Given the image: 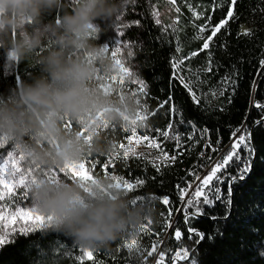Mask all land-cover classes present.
I'll return each mask as SVG.
<instances>
[{"label": "trees", "instance_id": "1", "mask_svg": "<svg viewBox=\"0 0 264 264\" xmlns=\"http://www.w3.org/2000/svg\"><path fill=\"white\" fill-rule=\"evenodd\" d=\"M174 2L179 10L177 22L165 29L156 23L148 0H125L137 11V17L128 16L137 24L126 30V36L132 40V58L143 88L114 82L115 62L105 54L111 69L98 70L94 85L111 98L119 118L102 119L103 113H97L101 125L96 134L112 143L114 150L107 157L89 154L81 161L93 178L134 186L140 181L142 186L128 195L136 202L151 204L152 217L135 235H125L108 247L93 250L91 258L82 251L84 248L50 225L15 234L9 238L11 242L0 246V264H154L156 248H161L166 264H172L176 253L184 249H188L190 259L178 258L182 261L178 264H264V121L254 130L257 160L253 171L248 177L249 170L247 180L233 186L231 206L201 203L203 215L190 220V226L205 235L199 243L196 236L188 238L184 224L185 209L192 213L195 208L186 204L181 210L176 194L213 151L230 143L235 130L264 118V108L253 104L254 98L264 104V0H236L234 6L231 0ZM76 3L65 0V8L70 10ZM230 7L233 18L227 28L213 37L209 49H203L212 29L227 19ZM193 11L200 12L201 17L196 19ZM55 18L59 19V13ZM243 26L250 31L242 34ZM43 51L41 48L36 57ZM173 64H179L180 70ZM39 74L35 57L11 72L0 61V92L6 93L21 81L31 82ZM69 123L74 130L73 122ZM164 131L167 137L161 135ZM79 133L90 139L87 129L79 127ZM134 135L159 141L170 159L160 162L117 154L116 150L122 151ZM178 143L185 145L176 147ZM164 198L168 205L162 203ZM177 228L182 231L180 240L174 237ZM133 242L142 248L140 252L128 251Z\"/></svg>", "mask_w": 264, "mask_h": 264}, {"label": "clouds", "instance_id": "2", "mask_svg": "<svg viewBox=\"0 0 264 264\" xmlns=\"http://www.w3.org/2000/svg\"><path fill=\"white\" fill-rule=\"evenodd\" d=\"M126 8L125 0H77L70 10L65 0H0V61L12 70L35 57L40 67L31 82L0 92V138L35 171L28 189L36 211L51 218L55 232L88 250L135 235L154 212L148 202L133 203L110 178L82 185L42 175L78 165L89 154H112V143L96 134V115L118 119L116 105L94 85L98 70L110 71L111 63L89 37ZM69 120L74 130L65 127Z\"/></svg>", "mask_w": 264, "mask_h": 264}, {"label": "rangeland", "instance_id": "3", "mask_svg": "<svg viewBox=\"0 0 264 264\" xmlns=\"http://www.w3.org/2000/svg\"><path fill=\"white\" fill-rule=\"evenodd\" d=\"M148 2L150 7L152 8L153 17L155 21L158 20L160 22L159 25L163 26L165 29H168L176 25L179 10L174 0H148ZM193 14L195 15L196 19L201 17L200 12L198 13L196 11H193ZM133 15L137 17V11L135 10L134 7H129V3H127V8L123 13L116 16L110 22L103 23L105 27L103 28L101 27V30L99 32L90 35L89 43L98 49H102L105 54L111 55V58L115 62V68H116V75L114 77V82H118V83L129 82V83L137 84L139 87H141V85H143V82L139 78L137 65L135 64L132 58L133 56L131 49L132 40L129 39L128 36H126V30L127 31L132 30V28L137 24L135 21L129 20L128 16H133ZM240 29L242 34L248 33L250 31L248 27L246 28L244 26L240 27ZM117 49H119V51H117ZM75 54L79 55L80 53L77 52ZM84 55H85V59L89 58L87 53H85ZM179 67L181 66L177 64L175 70L179 71L180 70ZM8 71L11 72V70L9 69ZM253 104L259 107L264 105L258 102L256 103L253 102ZM65 127L71 130L69 121L66 122ZM237 139H239V136ZM155 144H159L160 147H154ZM251 144H252V140H251ZM9 151L10 149L8 148L7 145H5L3 150V155L0 158V177L4 176L3 165L4 162L7 160V153ZM116 151L117 154L119 155L135 154L137 156H143L153 161H160V162L166 161L164 158L165 149L162 143L147 136L134 135L130 138L129 144L126 147H124L122 151L118 149ZM169 159L170 157L167 156V160ZM214 163L216 164L219 162L215 161ZM21 164H22V170L26 173L29 167H27L25 161L21 162ZM45 173H48V171L44 170L42 175H44ZM85 173L89 175L86 169H85ZM33 174L35 175V171L33 172ZM51 175H59V173L56 169H53ZM44 176L47 177L46 175ZM0 190H2V187H0ZM15 193L18 194V197L12 196L10 198L6 194L5 199L0 200V215L5 217V219H0V235H7L8 239L15 234L29 233L31 231L44 228L43 226H41L39 222L34 221L32 216H29L28 218H24L18 214L21 210L23 212H30V210L34 207V205L32 203L30 196L27 198L23 196L22 189L19 188L16 189ZM186 204L187 203H185V207ZM14 213L17 214L15 217V221H13L12 219ZM160 249L156 248L154 250V254H155L154 264H166L165 257ZM175 258L177 259L179 257L175 256ZM172 262H174L175 264L177 260Z\"/></svg>", "mask_w": 264, "mask_h": 264}, {"label": "snow or ice", "instance_id": "4", "mask_svg": "<svg viewBox=\"0 0 264 264\" xmlns=\"http://www.w3.org/2000/svg\"><path fill=\"white\" fill-rule=\"evenodd\" d=\"M232 5L234 6L236 4V0H231ZM233 18V8L230 7L229 11L227 13V19H222L218 25H216L212 29V33L210 36L207 37L206 42L203 44V49H209L210 42L212 41L213 37L217 35L221 31V29H226L228 26V22L230 19ZM157 24L160 22L157 20ZM119 51V49H117ZM193 55H196V53H193ZM182 63V61H181ZM264 63V62H262ZM173 67H177V64H173ZM208 71H211L209 68ZM182 79V78H181ZM183 82V80H182ZM186 88H189L188 84L184 85ZM143 87V85H141ZM191 90V89H190ZM193 99H195V95L193 94ZM199 102V101H197ZM239 131V129H237ZM163 137L168 136V132L164 131L161 133ZM233 135H235L233 133ZM250 133L247 135V138H250ZM5 145L8 146L10 151L7 153V160L4 162L3 165V173L4 176L0 177V187H2V190H0V200L5 199V195L7 194L10 198L15 193L16 189H22V194L25 198L29 197V189L28 185L30 181L35 180V175L33 174L34 170L32 168H29L27 172L25 173L22 170V164L21 162L25 161L23 154L18 151V149L13 146L10 142H8L5 139L0 138V149H3ZM246 146V136L241 135L236 143L233 144L232 150L229 152L227 156H225L222 160V162L216 163L214 167H212L211 172L205 176L202 185L195 191L194 196L196 199H189L187 200V206L188 207H194L195 211L192 213H188L187 209H185V217H184V224L186 226L187 232L189 233L188 238L191 239L192 236L198 237V240L196 241L199 243L205 238L204 233L200 232L198 229L190 226V220L194 219L200 215H203V210L199 205L203 203V205L207 206L213 203V199H211L203 190L205 187H208L210 191H213L215 193L214 200L219 201L221 199L220 195V189L216 187L213 184V181L216 182V184H219L222 182V177L218 175V173H221L230 162H232L235 159H240L238 149L241 148V146ZM154 147H160L159 144H155ZM165 160H167V153L164 154ZM172 161L175 162L176 157L173 156ZM249 170V167L246 165L242 171L247 172ZM59 175H51L49 176L48 173H45L44 175L47 176V178L52 179L55 178L56 180L61 179H72L74 181H79L82 185H86L89 183H95L96 178H93L92 175H87L85 173V163H79L78 165H69L65 166L62 169H58ZM199 178V177H197ZM243 177H241L242 179ZM115 179V178H114ZM118 189H121L125 192H133L138 187H141L142 184L140 181H137L135 186L132 183H124L123 185L121 182L117 181L113 183ZM87 190V189H86ZM181 199H183V196L186 194V190H181ZM229 195H231V186H229ZM133 203H137L134 199L132 200ZM162 203L165 205L169 204V200L167 198H164L162 200ZM20 216L24 218H28L29 216H32L34 221L39 222L41 226L47 227L50 225L51 218L45 217L38 213L33 207L30 212H23L22 210L18 213ZM16 213L13 214V221H15ZM0 219H5L2 215H0ZM143 227V226H142ZM34 230V229H33ZM10 235V234H9ZM174 237L176 240H180L182 238V231L177 228L174 232ZM11 242L7 235H0V246ZM142 250L141 247L136 246L135 242L131 246H128V251L131 253L133 251L140 252ZM82 251L91 258L93 255V250L88 249H82ZM151 253H149L150 255ZM176 257L183 258V259H190V254L188 249H184L182 253H176ZM175 259V257H174Z\"/></svg>", "mask_w": 264, "mask_h": 264}, {"label": "built area", "instance_id": "5", "mask_svg": "<svg viewBox=\"0 0 264 264\" xmlns=\"http://www.w3.org/2000/svg\"><path fill=\"white\" fill-rule=\"evenodd\" d=\"M193 95V94H191ZM256 106V105H255ZM256 108H264V105L262 106H256ZM260 124V121H254L253 126H250L248 123H245L243 126H241L239 131L235 130L234 131V143L238 141V136L240 137L241 135L246 136V146H241L240 149L237 151L239 152L240 159H235L229 163V165L221 172L218 173L219 176L222 177V182L219 184H216L215 181H213V184L220 189V195L221 199L219 201L214 200L215 193L213 191H210L208 187H205L203 190L205 193L213 199V203L218 202L222 203L224 206L230 207L232 204V201H230V195H229V186H231V194H232V188L234 185L238 184L240 180L245 178V172L242 171V169L247 165L249 168L252 165V159L254 156V150H251V140H252V129L256 128ZM209 133V139H212L210 131L208 130ZM250 135V138H247L248 134ZM180 140V135L178 136ZM185 145V144H184ZM181 143H178L176 147L184 146ZM233 144H226L222 145V148H218L217 151L212 152L211 157H207V161L204 164H201L199 166L195 173H192L189 175L190 180L187 182L186 185H183L179 189L180 194V205H181V210L185 207V203L189 199H195L194 193L195 191L202 185V180L207 176L210 172L212 167L215 166V161L216 162H221V160L229 154V152L232 150ZM175 147V149H176ZM208 171V172H207ZM199 177V178H197ZM241 177H243L241 179ZM181 190H186V194L183 196V199H181Z\"/></svg>", "mask_w": 264, "mask_h": 264}, {"label": "water", "instance_id": "6", "mask_svg": "<svg viewBox=\"0 0 264 264\" xmlns=\"http://www.w3.org/2000/svg\"><path fill=\"white\" fill-rule=\"evenodd\" d=\"M253 102H254V103L257 102V101H256V98H254ZM255 108H256V106H255ZM263 121H264V118H263L262 120H260V123H262ZM254 130H255V129L253 128V129H252V143H253V146H254V159H253L252 166H251V173H252V171H253L254 165H255L256 160H257V153H256V150H255V144H254ZM232 196L234 197V191H233ZM175 260H177V262H175V264H178V263L182 262V261H180L178 258H177V259L175 258L173 261H175ZM173 264H174V262H173Z\"/></svg>", "mask_w": 264, "mask_h": 264}, {"label": "bare ground", "instance_id": "7", "mask_svg": "<svg viewBox=\"0 0 264 264\" xmlns=\"http://www.w3.org/2000/svg\"><path fill=\"white\" fill-rule=\"evenodd\" d=\"M254 107H255V105H254ZM206 133H207V132H206ZM233 142H234V135H233L232 140L230 141L229 144H234ZM252 145H253V143L251 144V150H253V147H254V146L252 147ZM250 167H251V166H250ZM249 170H250V173H249ZM249 170H248L247 172H245V178L242 179V180H240V182H242V181H244V180L246 179L248 173H249L248 177L250 176V174H251V169L249 168ZM248 177H247V178H248ZM246 180H247V179H246ZM232 191H234V187L232 188ZM232 194H233V192H232ZM232 194L230 195V197L232 196ZM179 199H180V194H179Z\"/></svg>", "mask_w": 264, "mask_h": 264}]
</instances>
